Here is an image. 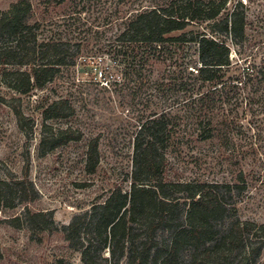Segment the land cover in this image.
<instances>
[{"label": "rangeland", "instance_id": "obj_1", "mask_svg": "<svg viewBox=\"0 0 264 264\" xmlns=\"http://www.w3.org/2000/svg\"><path fill=\"white\" fill-rule=\"evenodd\" d=\"M17 1L0 0V11ZM28 1L30 22L40 24L46 36L69 41L78 53L51 83L26 95L3 84L0 67V180L27 175L38 193L36 200L0 212V264H83L60 228L115 188L129 191L133 139L154 113L168 121L164 181L233 184L241 174L245 190L235 205L237 216L264 223V0H230L229 7H246V39L237 47L228 42L226 85H200L199 92L211 99L201 114L178 88L185 63L196 65L194 46L167 44L162 60L142 66V50L116 41L126 18L167 0ZM59 101L67 103L69 115L45 120L43 111ZM13 108L27 119L24 131ZM211 118L212 136L204 140L200 134ZM66 129L81 134L80 141L57 140L58 130ZM95 138L98 163L87 174L86 151ZM25 206L51 212L52 232L11 227L6 220ZM103 258L95 264H115L106 251ZM256 264H264V250Z\"/></svg>", "mask_w": 264, "mask_h": 264}, {"label": "trees", "instance_id": "obj_2", "mask_svg": "<svg viewBox=\"0 0 264 264\" xmlns=\"http://www.w3.org/2000/svg\"><path fill=\"white\" fill-rule=\"evenodd\" d=\"M229 6L230 0H167L144 6L124 20L116 41L142 50V66L162 60L167 44L194 46L196 65L185 63L178 88L201 114L209 97L199 92L200 85L225 86L231 68L228 42L237 47L246 39V7L240 2ZM31 9L28 0H19L0 11L2 82L19 95L51 83L78 53L69 41L46 36L40 24L31 23ZM66 104L49 105L44 119L66 118ZM13 109L24 131L27 119ZM212 131V118L206 119L200 137L209 139ZM81 138L70 129L58 130L56 135L63 144ZM169 139L166 115L154 113L142 122L133 139L129 191L115 188L102 202L74 215L60 228L65 241L80 251L83 264L106 261L105 251L115 264L122 260L125 264H256L264 250V223L241 221L237 216L235 205L245 190L243 176L233 184L165 182ZM97 163L95 138L87 147L86 173L93 174ZM37 197L27 175L0 180V212ZM6 221L16 229L25 226L32 234L52 232L54 227L51 212H32L26 206ZM183 252L189 254L187 258Z\"/></svg>", "mask_w": 264, "mask_h": 264}, {"label": "built area", "instance_id": "obj_3", "mask_svg": "<svg viewBox=\"0 0 264 264\" xmlns=\"http://www.w3.org/2000/svg\"><path fill=\"white\" fill-rule=\"evenodd\" d=\"M101 76V73H99V77Z\"/></svg>", "mask_w": 264, "mask_h": 264}]
</instances>
